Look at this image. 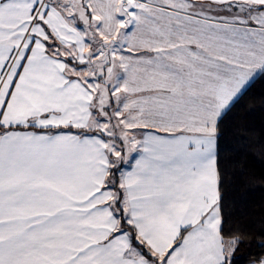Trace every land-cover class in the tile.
<instances>
[{"label":"snow or ice","instance_id":"6c2138e0","mask_svg":"<svg viewBox=\"0 0 264 264\" xmlns=\"http://www.w3.org/2000/svg\"><path fill=\"white\" fill-rule=\"evenodd\" d=\"M258 80L264 0H0V264H235Z\"/></svg>","mask_w":264,"mask_h":264},{"label":"trees","instance_id":"16d2710c","mask_svg":"<svg viewBox=\"0 0 264 264\" xmlns=\"http://www.w3.org/2000/svg\"><path fill=\"white\" fill-rule=\"evenodd\" d=\"M221 148L227 212L232 226L247 233L235 264H251L264 257V80L226 120Z\"/></svg>","mask_w":264,"mask_h":264},{"label":"crops","instance_id":"0c3cea01","mask_svg":"<svg viewBox=\"0 0 264 264\" xmlns=\"http://www.w3.org/2000/svg\"><path fill=\"white\" fill-rule=\"evenodd\" d=\"M251 264H254V263H251Z\"/></svg>","mask_w":264,"mask_h":264}]
</instances>
